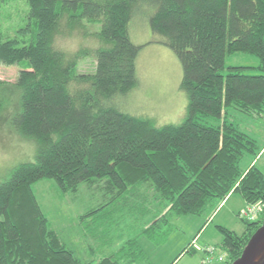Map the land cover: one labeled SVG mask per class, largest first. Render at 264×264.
Returning a JSON list of instances; mask_svg holds the SVG:
<instances>
[{
    "label": "trees",
    "instance_id": "16d2710c",
    "mask_svg": "<svg viewBox=\"0 0 264 264\" xmlns=\"http://www.w3.org/2000/svg\"><path fill=\"white\" fill-rule=\"evenodd\" d=\"M12 1L0 0V17ZM25 2L31 35L25 38L28 24L12 36L0 28V65L20 67L14 83L20 110L12 125L34 141L35 155L0 181V264H152L135 238L99 259H78L33 193L44 179L61 194L98 183L105 201L86 216L144 191V204L153 199L158 213L141 233L155 244L165 242L173 217L214 212L230 193L264 204L263 172L254 163L240 167L245 154L256 157L258 145L230 114L264 121V0ZM144 7L152 10L147 22L157 42L181 65L179 88L187 102L177 124L157 126L109 102L136 84L142 45L129 39L128 22ZM85 23L96 25L84 34L99 44L69 53L58 38ZM236 52L254 54L257 65L226 66V56ZM87 55L93 71L81 72L78 61ZM241 221V233L217 226L224 264L240 257L264 221V207L255 220Z\"/></svg>",
    "mask_w": 264,
    "mask_h": 264
},
{
    "label": "rangeland",
    "instance_id": "374dc122",
    "mask_svg": "<svg viewBox=\"0 0 264 264\" xmlns=\"http://www.w3.org/2000/svg\"><path fill=\"white\" fill-rule=\"evenodd\" d=\"M26 9L25 0H13L10 4L4 5L0 17L1 31L12 36L19 27L28 24L30 30L27 31L25 38L29 39L32 27L29 24ZM151 11L148 7L137 10L128 22L129 39L136 45H142L135 64L136 84L125 94L113 95L109 102L127 113L148 117L157 126L168 123L177 124L184 117L187 102L186 94L179 88L182 75L181 65L175 53L158 43L159 36L150 31L147 17ZM95 30V24L85 23V29L58 38V43L69 53L81 47L91 49L99 43L92 36L85 35L84 32L91 33ZM257 63V57L251 53L236 52L225 58L226 66L255 67ZM93 67L94 60L91 55L84 56L78 61V69L81 72L93 71ZM19 70L18 65H0V100L2 101L0 181L17 164L34 161V141L20 136L12 125L14 115L20 110L19 90L14 85ZM249 73L255 74L259 71L250 70ZM230 114L238 120L241 119L244 125L241 129L247 130L254 137L258 145L257 149H260L264 144V121L240 113L239 116L236 112ZM253 158L252 155L245 154L240 161V167L243 168L246 161ZM254 163L264 174V149ZM82 186L83 184H80L78 187V197H74L76 193L71 192L61 194L52 180H40L32 186L33 193L51 227L58 230L61 239L66 241L65 244L72 249L78 259L92 256L89 251L82 248L87 241H84V236L81 233L75 235V228L72 232L75 216L89 207V204H84L85 195ZM221 206L217 209L219 210L217 214L216 210L208 214L173 217L170 220L173 229L161 245H153L145 235L137 234L139 230L130 215H121L118 226H111L109 230L110 233H116L117 230V234L124 237L123 241L127 237H136L141 245L148 244L150 248L146 250L153 264H203L199 250L201 246L209 245L211 242L219 246L221 234L218 231V225L235 233H241L244 229L242 219L239 220L234 214L229 213V203ZM126 224H130L131 227L127 229ZM80 242L82 244L77 246ZM120 243L113 244L114 247L110 249L117 250ZM188 248L190 251L187 252Z\"/></svg>",
    "mask_w": 264,
    "mask_h": 264
},
{
    "label": "crops",
    "instance_id": "0c3cea01",
    "mask_svg": "<svg viewBox=\"0 0 264 264\" xmlns=\"http://www.w3.org/2000/svg\"><path fill=\"white\" fill-rule=\"evenodd\" d=\"M263 149H264V144L259 149V152L257 153L256 157L253 158L252 160H247L242 169H246L251 164H253L254 160L256 158H258V156L261 155V152ZM81 184H83L82 189H83V194L85 195L84 199H83L84 204L85 205L89 204V207H87L80 214H77L75 216V221H74L75 223H74L72 232L75 228V230H76V233L74 232L75 235H77V233H81L84 236V241L87 240L86 241L87 243L85 242L83 247L82 246L81 247L84 250L89 251L90 254L93 256V257L88 256L86 258L81 257L83 259H80V260L81 261L83 260V262H86V261H89L92 259H99L103 256L109 255L111 253H115L126 240L131 239V238L136 239V237H127L123 241L124 237L122 238V236L120 234H117L118 233L117 230H116V233H110L111 231L109 230V228L111 226H115V225L118 226V223L121 220L120 219L121 215H123V214L124 215H130V217L133 218L134 223L136 224L135 226L139 230V232L137 234L140 233L141 235H143L141 233L142 230L150 223L151 219L158 213L155 210L156 204L153 203V201H152L153 199H150L148 197L149 198L148 203L144 204L145 202H143V200H145V199H143V195H145L144 194L145 192L142 191V193H139V194L137 192H134L133 194L128 193L125 195V197L121 198L119 200V202L108 204L103 209L96 210L92 214L86 216V214L88 212L98 208L99 205L104 203L105 197H104L103 191L101 190L100 185L98 183H95V184L81 183ZM78 191H79V188H77L75 191H73L71 193H76V196H74V197H78L77 196L79 194ZM148 198H146V199L148 200ZM226 203L227 204L229 203V207H228L229 213L234 214L235 217H237V218H238L237 213L247 205L245 203V201L236 193L228 194V196L220 203L219 207L221 205H222L221 207H223V205H225ZM218 212H219V210H217L216 214ZM130 227H131L130 224H126L127 229H129ZM78 229H79V231H77ZM54 230L56 232L58 231L56 229H54ZM57 233L60 236L59 232H57ZM60 239H61V237H60ZM65 242L66 241H63L64 244H65ZM136 242L139 245L140 249L146 254V257L150 260V258L148 256V252L146 250L147 248H150L149 246H147L148 244H146L145 246L141 245V243L139 241H137V239H136ZM118 243H120V245L117 248V250L113 251L112 249H110L111 247H114L113 244L116 245ZM151 243L153 245H161L162 244V243L155 244L153 242H151ZM81 244L82 243L80 242L77 244V246H80ZM205 245H208V244H205ZM210 245H215V243L211 242ZM70 250L72 251V249H70ZM73 254H74V252H73ZM201 255H202V253H201ZM202 256H201V258H202ZM151 263L153 264L152 261H151Z\"/></svg>",
    "mask_w": 264,
    "mask_h": 264
},
{
    "label": "built area",
    "instance_id": "2783aa9c",
    "mask_svg": "<svg viewBox=\"0 0 264 264\" xmlns=\"http://www.w3.org/2000/svg\"><path fill=\"white\" fill-rule=\"evenodd\" d=\"M263 203L256 202L247 204L237 213L239 219L253 221L263 209ZM203 264H224L226 255L215 245H204L200 248Z\"/></svg>",
    "mask_w": 264,
    "mask_h": 264
},
{
    "label": "water",
    "instance_id": "95a60500",
    "mask_svg": "<svg viewBox=\"0 0 264 264\" xmlns=\"http://www.w3.org/2000/svg\"><path fill=\"white\" fill-rule=\"evenodd\" d=\"M231 264H264V221L251 235L240 257Z\"/></svg>",
    "mask_w": 264,
    "mask_h": 264
}]
</instances>
